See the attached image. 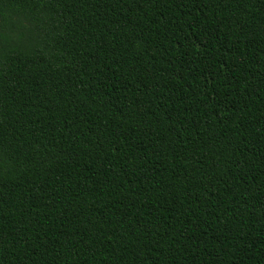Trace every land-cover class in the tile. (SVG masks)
I'll return each instance as SVG.
<instances>
[{"label": "trees", "instance_id": "obj_1", "mask_svg": "<svg viewBox=\"0 0 264 264\" xmlns=\"http://www.w3.org/2000/svg\"><path fill=\"white\" fill-rule=\"evenodd\" d=\"M0 264H264V0H0Z\"/></svg>", "mask_w": 264, "mask_h": 264}]
</instances>
